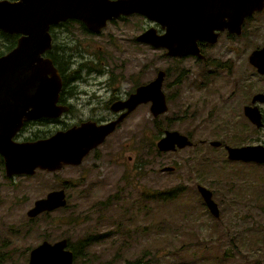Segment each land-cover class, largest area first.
<instances>
[{"label":"rangeland","instance_id":"374dc122","mask_svg":"<svg viewBox=\"0 0 264 264\" xmlns=\"http://www.w3.org/2000/svg\"><path fill=\"white\" fill-rule=\"evenodd\" d=\"M134 21L135 17L119 21L115 29L93 36L95 51L102 47L117 54L113 64L119 91L153 78L165 63L160 49L133 40ZM69 22L59 30L82 32L79 22ZM245 28L249 52V46L264 42V9ZM77 46L94 50L82 40ZM229 63V72L200 83L192 58L168 60L169 83L181 68H187L181 84L167 97L168 110L153 117L149 103L139 104L79 164L53 171L36 169L11 178L0 168V264H27L30 248L43 239L67 237L74 242L87 233L101 237L87 248L90 258L82 254L75 264H125L139 256L145 264H264V163L229 159L223 145L209 143L212 139L264 142V127L251 124L242 105L239 113L230 112L232 104L226 100H242L238 98L244 92L240 70L246 63L242 59L239 65L232 55ZM250 69L248 63L247 95L256 79ZM235 82L240 85L235 84L233 94ZM84 87L96 91L93 85L78 82V88ZM79 114L77 110L75 117L62 120L74 122ZM61 121H38L31 128L42 136ZM164 127L190 132L194 144L158 150L155 142ZM136 164L140 172L132 173ZM164 165L175 168L160 170ZM197 183L213 191L218 217L206 209ZM62 186L67 196L64 207L29 218L26 211L36 198ZM162 190L177 193L160 198Z\"/></svg>","mask_w":264,"mask_h":264},{"label":"water","instance_id":"95a60500","mask_svg":"<svg viewBox=\"0 0 264 264\" xmlns=\"http://www.w3.org/2000/svg\"><path fill=\"white\" fill-rule=\"evenodd\" d=\"M263 8L264 0H84V4L79 0H0V30L19 34L16 44L0 54V154L5 173L33 174L36 169L53 171L65 164H79L138 104L149 101L154 116L167 108L161 89L162 70H159L151 81L138 86L136 92L112 103L115 111L125 110L111 120L101 123L86 120L44 137L14 140L12 136L24 119L56 116L66 107L57 104L61 75L52 59L43 54L50 47V24L75 17L88 29L99 32L107 20L121 14L138 13L161 23L163 17L166 20L164 36L150 28L137 38H144L157 47L166 41L169 53L181 54L177 52L181 47H195L196 38L207 34L211 37L206 25H211L218 16L221 15L219 28L228 27L233 31L232 27L237 24L239 31L244 18ZM224 16L228 17L227 21H223ZM256 55L264 61V45L252 50L249 56L257 71L263 73L264 64L255 60ZM255 99L264 101L259 95H254ZM244 111L251 121L257 125L262 123L258 106L246 105ZM209 143L219 145L221 141L212 139ZM191 144V138L177 129L165 130L156 141L160 150H175ZM224 147L229 159L264 163L263 143L225 144ZM172 168L170 165L161 167L162 170ZM196 187L209 212L218 217L219 206L213 191L202 183H197ZM66 202L65 188H54L36 198L26 213L35 217ZM72 260L68 239L61 237L53 241L43 239L34 245L29 250L27 264H71Z\"/></svg>","mask_w":264,"mask_h":264},{"label":"flooded vegetation","instance_id":"af4514ba","mask_svg":"<svg viewBox=\"0 0 264 264\" xmlns=\"http://www.w3.org/2000/svg\"><path fill=\"white\" fill-rule=\"evenodd\" d=\"M109 1H118V0H109ZM160 11L162 12V9H160ZM260 11H256L249 17L244 18L242 23L240 24L239 31L236 30L237 24H235L232 27L233 31H231V29L228 27L219 28V18L221 15L218 16L219 18L217 17L218 19H216V21H213L212 23L213 25L211 24L212 26L206 25V28H208L209 31L211 32V37L209 36V34H207L206 37L196 38L195 47H193L192 45L189 47H184V50L181 51L182 52L181 54L169 53L170 49L167 46V43H164L166 41H163L162 46L157 47V46H154L152 43L148 42L144 38H137V36L141 35V33L145 32L146 30L150 28H153L156 31V34L160 36L161 35L164 36L166 34V26L163 24V22H165L166 20L163 17H162V23H161L160 21L159 22L154 21L150 19L149 17L144 16L142 14H138V13H131L128 15L121 14L119 16H116L112 19L107 20L105 23V26L102 27L99 32H94L88 29L84 23H82L81 21L72 19V18L66 21L60 22L58 24L51 25L50 30H49L51 33V47L49 48L50 50L49 57L52 59L53 63H54V59L57 60L58 64L54 63V65L56 66L59 73L60 71L64 72L68 74V77H69L68 80L65 82L61 76L62 86H61V90L59 92V96L57 100V104L65 105L66 107L61 113H59L56 116H41L38 118L24 119L22 125L14 133L12 138L16 141L34 139L33 137L36 136V132L39 130L37 129V130L32 131L31 126L34 125L33 123L38 122V121H40L41 123H46L48 121H52V122L59 121L60 122L63 117H70V118L75 117V113L77 110H80L81 114H79L78 118H76L74 122L62 120L60 126L56 127L55 129L56 130L65 129L71 125L79 124L80 122L86 121V120H94L97 123L111 120L115 118L116 116H118L122 111L125 110V109H122L119 111H115L112 108V103L118 99H124L128 97L129 95H131L132 93L136 92V89L138 86L142 84H146L149 81H151L157 75L159 70H162L161 89L164 94V98H165L166 106H167L166 110L163 112H166L168 110V103H169V101L167 102V97L169 98L171 97L170 96L172 93L171 91L173 90L174 86H178L179 84H181L182 82L181 76L187 74V73L183 74V72L187 69L183 67L181 68L178 75L172 80V82L169 83V81H171L169 80V75H170L171 70H170V67L167 65L168 60H183L186 58H192L195 62L194 68L199 71L198 78L200 79V83H202L203 82L202 79H213L216 75L220 74V72H229L231 69V64L229 63L231 59V55L232 57H234V61L237 62L239 65H241V60L245 59L246 67L240 70L241 73L243 74V78L241 80L243 81L242 90L244 92L238 98L242 97V100L240 102L239 100H237V98L226 100L227 102H231L232 104L230 108V112L233 114L239 113V108L242 105V112L247 117V119L251 122V124L255 125L257 128L258 127L263 128L264 127V101H260L259 99L253 100V97L254 95H259L260 98L264 99V72L262 73V72L257 71L256 67L250 62L249 56L252 50L262 47L264 45V42L261 44H257L255 46H249L248 48H251V49L248 52L247 51V38H245V36L247 35L245 25L251 19H253L257 15V13H259ZM130 17H135V21L132 24L133 29H135V30H132V34H135L133 36V40L138 43L148 44L152 47L160 49L162 51V56L164 58L165 63L162 64L161 67L156 70V74L153 78H150L146 81L133 83L129 88L123 91H119V86H118V82L116 79V75L114 74V64H113V61L116 59L117 54L115 53V51L110 52L108 48L103 49L102 47H99V49L95 51L98 46L97 47L94 46L96 40L93 38V36H98L102 34V31L106 28H111V30L115 29L119 21H123ZM70 20L73 21V23L79 22L78 25L83 26L81 28L82 32L71 33L68 31L61 32L59 30L61 29V26H66L70 24L69 22ZM227 20H228V17L224 16L223 21H227ZM4 33H7V32H4ZM110 33L112 34V32ZM7 34H11V33H7ZM16 35L19 36V34H16ZM77 39L90 43L91 45H93L94 50L92 51L86 50L82 47L77 46L78 44ZM121 39H125V37H122ZM183 56H188V57H183ZM255 60L260 65L264 64V61L260 60L257 55L255 56ZM248 63L251 68L250 69L251 75L256 79L252 86V89L248 92V95H247L245 80H246V72H247ZM78 82H81L83 85H86V86L93 85L96 91L94 89L86 88V87L78 88ZM236 83L240 85L239 82L233 83L232 85L233 88L230 90V92L233 94L236 92L234 88ZM101 89L104 90L106 93H102ZM79 93H84L85 98L80 99L81 96ZM143 103H149L150 105L149 101L143 102ZM246 105L258 106L261 112V122L262 123L260 125H257L256 123L251 121L248 118V116L245 114L244 108ZM133 110L131 112H133ZM131 112H129L128 115ZM226 119L229 120V118H226ZM229 126H230V123H228V127ZM55 129H48L47 130L48 134L46 135L44 134L40 137L49 135L50 133L55 131ZM167 129H177V128L164 127L162 128V134H164L165 130ZM177 130L180 131L181 133L188 135L189 138L192 139L190 132L185 133L180 129H177ZM30 132L33 133V136L28 135ZM112 132L106 135V137L109 136ZM217 140H220V139H217ZM220 141L221 143L217 146H220V145L224 146L225 144L229 143L224 140H220ZM253 143H258V142H253ZM259 143L264 144V142H259ZM243 144H246V143H239V144L229 143V145H232V146L243 145ZM142 163L144 165L148 164L147 159L144 158L142 160ZM170 166H172L173 168L169 169L168 171H172L175 168V166L173 165H170ZM0 168L3 171L5 177L11 178L14 175H18V174L7 175L5 173L4 159L1 154H0ZM139 169H140V164H136L134 167H132L131 172L139 173L140 172ZM160 170L162 169L160 168ZM27 261H28V257H27Z\"/></svg>","mask_w":264,"mask_h":264},{"label":"trees","instance_id":"16d2710c","mask_svg":"<svg viewBox=\"0 0 264 264\" xmlns=\"http://www.w3.org/2000/svg\"><path fill=\"white\" fill-rule=\"evenodd\" d=\"M17 36L18 35H16V34H7V33H4V32H2L0 30V38L3 40L0 43V54L8 51L10 48H12L16 44L15 42L17 41ZM47 54L50 55L49 51H47ZM54 63L55 64H58L57 60L54 59ZM60 73H61V76H62L63 80L66 82L68 80V78H69L68 77V74L62 73L61 71H60ZM161 131H162V129L160 130V132ZM38 137H40V136H36L34 138H38ZM64 183H66V182H64ZM169 189H173V188H169ZM166 190L160 191L159 194H158V196L160 198H162V197L168 198V197H172L174 195L176 196L177 191H172V190L166 191ZM164 191H166V192H164ZM59 208H62V207H59ZM206 209H207V207H206ZM45 213L48 214L49 211H45ZM100 237H101V234H98V233H87L84 236H81L80 238H78L74 242L68 239V246L73 251V261H74V264H75V260H77V258L79 256H81L82 254L84 256H87V254H88L87 248L93 242L98 241ZM89 258L90 257L87 256V259H89ZM2 260H3V256L0 255V263L2 262ZM146 262L147 261H144L141 258V256H139V257H136L134 259H127L125 261V264H145Z\"/></svg>","mask_w":264,"mask_h":264},{"label":"bare ground","instance_id":"6f19581e","mask_svg":"<svg viewBox=\"0 0 264 264\" xmlns=\"http://www.w3.org/2000/svg\"><path fill=\"white\" fill-rule=\"evenodd\" d=\"M80 1V4H84V0H79ZM75 19V20H78V21H81L80 19H78V18H75V17H69V18H67L66 20H68V19ZM66 20H64V21H66ZM60 22H63V21H60ZM60 22H58V23H60ZM82 23H84L83 21H81ZM58 23H56V24H58ZM51 25H53V24H50L49 25V28H48V33H49V35H50V47H51V33H50V26ZM11 34H16V33H11ZM50 47H48V48H46L45 50H44V52H43V54L45 55V52H46V50L47 49H49ZM176 47V46H175ZM178 48V47H177ZM180 50L182 51V50H184V47H181L180 48ZM181 51H177L178 53L179 52H181ZM187 51V50H186ZM193 51V50H192ZM182 53V52H181ZM41 117V116H40ZM36 118H38V117H36ZM28 119H31V118H28Z\"/></svg>","mask_w":264,"mask_h":264}]
</instances>
